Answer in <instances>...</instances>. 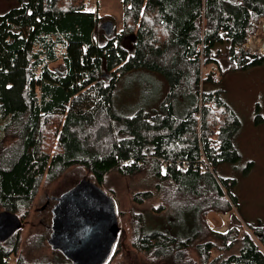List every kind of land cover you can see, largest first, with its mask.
<instances>
[{
    "label": "trees",
    "instance_id": "trees-1",
    "mask_svg": "<svg viewBox=\"0 0 264 264\" xmlns=\"http://www.w3.org/2000/svg\"><path fill=\"white\" fill-rule=\"evenodd\" d=\"M16 1L0 12V212L17 215L21 227L40 180L73 165L98 185L109 171L144 172L152 188L132 200L156 194L163 201L153 211L171 210L165 223L155 218L157 227L135 214L133 246L149 262L264 264V224L246 223L251 233L238 238L234 181L215 171L241 155L232 139L239 117L213 73L264 63V53L244 46L264 21V0H121L122 25L109 36L86 0ZM140 69L167 87L159 106L123 115L114 104L117 83ZM207 79L214 83L204 88ZM210 211L231 212L233 226L209 230ZM19 229L0 239V264H54L16 258Z\"/></svg>",
    "mask_w": 264,
    "mask_h": 264
},
{
    "label": "rangeland",
    "instance_id": "rangeland-1",
    "mask_svg": "<svg viewBox=\"0 0 264 264\" xmlns=\"http://www.w3.org/2000/svg\"><path fill=\"white\" fill-rule=\"evenodd\" d=\"M18 4L16 0H0V12ZM86 9L95 11L100 17L98 23L111 19L113 28L118 31L122 25L121 0H86ZM261 27V28H260ZM264 23L258 25L260 31L255 34L257 39H264ZM257 30L255 32H257ZM254 32V33H255ZM253 33V34H254ZM251 34L249 37L253 36ZM128 42V48L130 47ZM258 53V52H254ZM224 65L220 60V66ZM51 66H54L51 65ZM209 68L205 67L203 74ZM214 70V79L218 78L220 95L230 107L233 113L239 117L240 127L233 136V142L237 147L241 159L235 164L217 163L215 171L219 177H229L234 181L232 192L235 195V207L232 213L237 216V221L242 226H237L238 238L242 237L243 231L250 230L249 224H264V63L245 70L225 71L222 75ZM165 79L144 69L133 70L117 83L114 104L118 112L123 115H131L138 108H152L159 106V97L167 85H163ZM208 79L204 81L206 88ZM213 88V85H208ZM186 104L190 102V95L183 97ZM183 103L180 100V108ZM255 112L261 116V121L256 122ZM251 162V163H249ZM249 164V168L247 165ZM84 177L91 183L94 182L91 173L86 167L73 165L59 172L55 177L46 179L44 176L34 194L28 212L23 217L22 225L18 231L19 249L16 258L27 262L37 260H52L54 264H68L60 253H53L46 244V225L48 208H42L44 195L50 193L59 195ZM144 172L133 176L120 175L115 171H109L104 177V183L99 185V190L104 198H112L114 206L113 230L117 235L113 253L110 257L100 259L106 264H163L149 262L144 254L135 249L133 238L137 225L135 214H144L143 219L149 227L161 226L171 212L169 207L160 212H154L152 207L158 206L163 201L161 196H152L142 203L132 200L133 193L152 188L150 181L145 178ZM150 187V188H148ZM184 207H179L177 215L180 223H173L177 228L184 224ZM155 213V214H154ZM231 212L213 211L206 215V220L218 229L225 232L232 227ZM160 224H158V221ZM164 219V220H163ZM221 221V222H220ZM224 224V225H223ZM209 229V228H208ZM210 230V229H209ZM45 240V241H44ZM53 239L48 242L53 244ZM237 244L226 254L237 252ZM215 253V251H213ZM195 256V254H193Z\"/></svg>",
    "mask_w": 264,
    "mask_h": 264
},
{
    "label": "flooded vegetation",
    "instance_id": "flooded-vegetation-1",
    "mask_svg": "<svg viewBox=\"0 0 264 264\" xmlns=\"http://www.w3.org/2000/svg\"><path fill=\"white\" fill-rule=\"evenodd\" d=\"M84 181L83 183H81ZM88 188V191L85 189ZM77 189V190H76ZM93 196H99L96 198V201L100 202L102 204L101 199H105L101 190H99V185L95 182L91 183L87 181L84 177L80 178L76 183H74L71 187L66 189L65 191L61 192L59 195H53L50 193H46L43 197V207L42 208H48V217L46 218L48 221L45 223L46 225V244L50 246L51 251L53 253H60V255L66 260L68 264H82V261H87L89 264H100V258L99 254L105 249H109V251L112 253L115 245L114 237H110V230L107 231L106 238L101 236V232L97 231L98 239H99V245L97 247H87L83 249V252H80V250H77V253L81 254V259L67 258L62 250L66 248H73L74 246L78 245L79 240L84 237L85 233V224H88V220H92L94 215L93 213H89V208H82V205H85L83 202H79V205L75 204V201L77 199V196L73 198L74 195L78 194V197L85 198L86 200H89L90 197ZM95 193L97 195H95ZM108 199V198H106ZM109 202L110 199H108ZM68 202L70 204L67 206L66 210V216H65V222L62 220V229L61 230H53L51 227L52 224V217L54 215L53 210L54 209H62L63 206H65ZM108 202V203H109ZM77 205V206H76ZM108 206H112L107 204ZM57 206L56 208H54ZM111 212L114 215L113 209ZM87 218L88 220H85ZM20 220V218H19ZM96 219L94 220V227L96 224ZM22 225V224H21ZM111 227V226H110ZM109 227V228H110ZM103 231V230H102ZM105 233V232H104ZM15 234V233H14ZM12 234V235H14ZM11 235V236H12ZM10 236V237H11ZM9 237V238H10ZM100 237V238H99ZM109 237V239L107 238ZM8 238V239H9ZM112 239V241L110 240ZM53 239V244L49 245L48 242H50ZM5 241V239H1ZM110 240V242H109ZM45 241V240H44ZM101 243H104V246H102ZM86 244H88V239L86 240ZM57 246V247H55ZM61 247H65L61 249ZM109 253V252H108ZM110 253V254H111ZM106 263V262H105ZM104 264V263H102Z\"/></svg>",
    "mask_w": 264,
    "mask_h": 264
},
{
    "label": "water",
    "instance_id": "water-1",
    "mask_svg": "<svg viewBox=\"0 0 264 264\" xmlns=\"http://www.w3.org/2000/svg\"><path fill=\"white\" fill-rule=\"evenodd\" d=\"M113 21L107 19L104 20L100 27L102 29V31L104 32V34L106 36H109L112 34L113 32ZM84 181H82L81 183H83ZM88 191V188H85ZM77 190V189H76ZM93 196V193H91ZM95 195H97L95 193ZM77 196V199L75 201V204L79 205V202H83L85 203V205H82V208H89V213H93L94 217L92 220H88L87 218H85V220H88V224H85V233H84V237H82L79 242L78 245L74 246L73 248H66L63 249L65 247H61L63 254L69 258H77V259H81V254L77 253V250H80V252H83L84 248L87 247H97L99 245V239H98V234L97 231L101 232V236L106 238L105 236H107V231L110 230V237H114V230H113V219H114V215L111 212L112 207L108 206L112 205V202H109L108 199L111 200L110 197H108V199H101L102 204H100V202L96 201V198L99 196H93L92 198L90 197L89 200H86L85 198H81L78 197V194L74 195L73 198ZM112 201V200H111ZM109 202V203H108ZM70 204V202H68L65 206L62 207V209H54V215L52 217V224L51 227L53 230H61L62 229V220H64L65 222V216L67 211V206ZM76 205V206H77ZM57 206H55L54 208H56ZM96 221L95 227L94 225V220ZM111 226V227H110ZM20 227V220L18 219V217L15 214L12 213H5V212H0V239H8L12 234H14ZM110 227V228H109ZM103 230V231H102ZM105 232V233H104ZM100 238V237H99ZM109 239V237H107ZM88 239V244H86V240ZM110 240L112 241V239L110 238ZM109 240V242H110ZM102 246H104V243H101ZM57 247V246H55ZM109 252V253H108ZM110 251L109 249H105L104 252L102 251L99 254V258L100 259H105L108 258L110 255ZM82 264H89L87 261H82ZM100 264H102L100 262Z\"/></svg>",
    "mask_w": 264,
    "mask_h": 264
},
{
    "label": "built area",
    "instance_id": "built-area-1",
    "mask_svg": "<svg viewBox=\"0 0 264 264\" xmlns=\"http://www.w3.org/2000/svg\"><path fill=\"white\" fill-rule=\"evenodd\" d=\"M262 22L264 23L263 20H261V24H262ZM259 31H260V29L257 30V32H255L253 34V36L248 37L246 43L244 44V46L246 47V49L250 53H254V52L264 53V39L263 40L262 39H257L255 37V34H257ZM207 225H208V228L210 230H212V231H215V232L223 231V230L218 229L215 225H212L211 223H209V221H208ZM240 238H241V236H240Z\"/></svg>",
    "mask_w": 264,
    "mask_h": 264
},
{
    "label": "crops",
    "instance_id": "crops-1",
    "mask_svg": "<svg viewBox=\"0 0 264 264\" xmlns=\"http://www.w3.org/2000/svg\"><path fill=\"white\" fill-rule=\"evenodd\" d=\"M255 115H256V112H255ZM257 119V116H255V120Z\"/></svg>",
    "mask_w": 264,
    "mask_h": 264
}]
</instances>
